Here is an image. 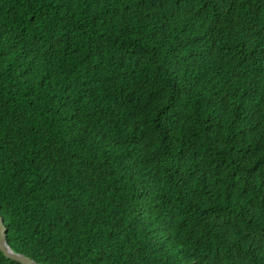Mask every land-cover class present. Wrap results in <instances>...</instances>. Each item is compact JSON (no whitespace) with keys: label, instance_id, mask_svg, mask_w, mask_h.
<instances>
[{"label":"trees","instance_id":"obj_1","mask_svg":"<svg viewBox=\"0 0 264 264\" xmlns=\"http://www.w3.org/2000/svg\"><path fill=\"white\" fill-rule=\"evenodd\" d=\"M0 215L40 264H264V0H0Z\"/></svg>","mask_w":264,"mask_h":264},{"label":"water","instance_id":"obj_2","mask_svg":"<svg viewBox=\"0 0 264 264\" xmlns=\"http://www.w3.org/2000/svg\"><path fill=\"white\" fill-rule=\"evenodd\" d=\"M5 231L6 230L4 222L0 215V251L2 252L5 258L17 262L19 264H40L23 254L13 252L6 241Z\"/></svg>","mask_w":264,"mask_h":264}]
</instances>
